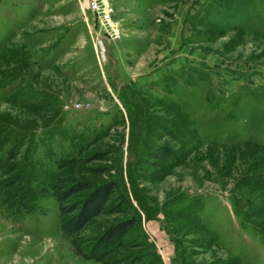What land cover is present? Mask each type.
<instances>
[{"label":"rangeland","instance_id":"obj_1","mask_svg":"<svg viewBox=\"0 0 264 264\" xmlns=\"http://www.w3.org/2000/svg\"><path fill=\"white\" fill-rule=\"evenodd\" d=\"M108 2L117 38L91 0H0V264H264V0ZM61 180L115 186L79 247L49 194ZM128 219L108 258L83 256Z\"/></svg>","mask_w":264,"mask_h":264},{"label":"trees","instance_id":"obj_2","mask_svg":"<svg viewBox=\"0 0 264 264\" xmlns=\"http://www.w3.org/2000/svg\"><path fill=\"white\" fill-rule=\"evenodd\" d=\"M16 80L23 81L22 78H13L5 80L3 81V83L4 85H6ZM18 87L19 86H16L15 88L17 89ZM194 127L196 130L200 131V129L196 126L195 122ZM169 132L172 134V136L175 134L174 132ZM248 143L249 142H247V144ZM252 145L264 148V144L252 143ZM234 148L238 147L234 146ZM3 156L4 155L0 156V173L6 172V175V165L8 161H5ZM153 157L159 163L163 164L167 162L178 163L182 160L183 154L179 151H173L171 148L168 147H161L158 149V151L154 153ZM73 161L76 160H72V157H62L60 159H54L55 165L60 166L62 168L66 167L69 163ZM15 180V177L13 179L7 178L4 182L8 184L11 182L13 183V181ZM61 182L58 186L55 187L54 191H51L52 193L49 194L52 195L58 202L57 207L59 209V226L61 231L66 237L71 238V240L73 241L75 234L78 233V231H80L85 226V224L88 223L89 220L103 212L106 207H110V209L111 207H114L113 202L116 198L112 197V192L115 186L112 184L92 186L88 182H77L76 184H72L66 187L63 183V180H61ZM41 191H44L42 190V187ZM80 193H83V198L81 199L80 203L77 205L70 206V198H73L74 196L79 197ZM27 197L28 196L26 194L20 195L17 200V206L24 207L23 211L25 214H31L36 210V207L31 204L30 198ZM249 202L253 207H256L257 209L264 207V202L256 198H249ZM195 208L196 205L192 208L191 211L195 210L193 215L195 219L198 220L201 214H203L205 206H202L200 207V209L197 210ZM114 211H119L118 207L114 208ZM232 212L236 216H239L238 213L234 210V208L232 209ZM240 212L245 215V213L241 209ZM133 224L134 221L132 219H128L109 226L105 232H103L100 236L92 240V243L89 245V250L87 252H84V250L83 252L81 250L80 251L82 252L85 258L95 259L97 261L102 262L105 258H108L112 250H114L117 246L121 245V239L127 234L128 230L133 226ZM198 226L204 229V227L200 226V224H198ZM204 230L206 231V229ZM254 233L259 237V239L264 240V232L262 230L260 231L257 228L255 229ZM73 242L77 247H79L77 245V242ZM83 248L86 250L88 247L86 248L84 246ZM136 260L138 259H135L134 261Z\"/></svg>","mask_w":264,"mask_h":264},{"label":"built area","instance_id":"obj_3","mask_svg":"<svg viewBox=\"0 0 264 264\" xmlns=\"http://www.w3.org/2000/svg\"><path fill=\"white\" fill-rule=\"evenodd\" d=\"M91 4L92 8L97 9V12L102 17L105 25L107 26V29L109 30L111 37H119L121 32V25L111 18L113 9L112 7H110L108 0H91ZM96 4L99 6V9L97 8ZM93 5L95 6L93 7Z\"/></svg>","mask_w":264,"mask_h":264}]
</instances>
